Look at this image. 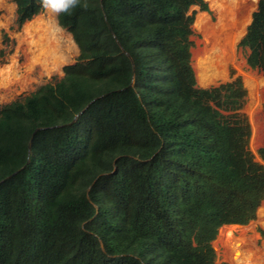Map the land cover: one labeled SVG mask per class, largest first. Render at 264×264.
Returning a JSON list of instances; mask_svg holds the SVG:
<instances>
[{"label":"trees","instance_id":"16d2710c","mask_svg":"<svg viewBox=\"0 0 264 264\" xmlns=\"http://www.w3.org/2000/svg\"><path fill=\"white\" fill-rule=\"evenodd\" d=\"M19 28L45 0H13ZM203 0H76L57 14L79 55L0 106V264H214L224 225L264 202L237 172L250 127L240 77L196 86ZM238 46L264 79V0ZM264 161V145L257 150Z\"/></svg>","mask_w":264,"mask_h":264},{"label":"rangeland","instance_id":"374dc122","mask_svg":"<svg viewBox=\"0 0 264 264\" xmlns=\"http://www.w3.org/2000/svg\"><path fill=\"white\" fill-rule=\"evenodd\" d=\"M203 1L206 3L208 12L201 11L198 6H192L188 11V14L193 15L192 35L190 36L192 42L190 49L191 66L196 86L199 88H209L231 81L236 77L241 78L246 95L240 112L246 117L250 127L248 148L237 155V172L244 177L252 172L264 171V161L257 155V150L264 145V79L261 73L248 68L245 62V53L238 46L246 27L250 23L251 14L257 7V0H245L247 21L242 34L234 42V59L224 67V77L206 85L199 82L195 66L198 58L202 57L207 51L205 50V48H208L207 40L204 33L194 27V19L198 13H204L207 20L210 23H214L215 17L207 1ZM48 10L52 11L50 17L52 23H54L56 36L62 49L63 60L58 66L48 64L44 68L41 60L36 56L35 48L32 44L33 41H36L37 35L30 34L26 27L35 20L46 21L49 17ZM57 14L58 12L45 6L39 14L18 28L15 24V3L13 0H0V106L23 98L35 92L39 87L59 80L63 76V67L74 63L77 59L79 50L71 35L59 26ZM221 46L222 49H225L224 56L228 57L229 49L223 47L222 43ZM247 76L253 78L257 83L253 95L250 94L246 84ZM262 209H264V202L257 209L255 218L246 225H224L219 228L217 236L212 242V247L215 251L214 264H231L225 251L221 233L229 232L233 238H237L242 228L247 237L254 238V248L262 250L264 228L260 222L259 215ZM258 264H264V257Z\"/></svg>","mask_w":264,"mask_h":264},{"label":"bare ground","instance_id":"6f19581e","mask_svg":"<svg viewBox=\"0 0 264 264\" xmlns=\"http://www.w3.org/2000/svg\"><path fill=\"white\" fill-rule=\"evenodd\" d=\"M206 1L214 14L215 22L210 23L204 13H198L194 19V27L203 32L207 40L208 48H205L207 51L198 58L195 66L199 82L205 85L224 77V67L234 59V42L242 34L247 21L245 0ZM51 12L48 10L49 17L46 21L35 20L26 27L30 34L37 35L36 41L32 44L44 68L48 64L58 66L63 60L62 49L50 17ZM221 43L223 47L229 49L228 57L224 56L225 49L221 48ZM246 84L250 94L253 95L257 87L256 81L247 76ZM259 215L264 228V209L260 210ZM221 234L231 264H258L262 261L264 240L262 250H258L254 248V238L247 237L242 228L237 238H233L229 232Z\"/></svg>","mask_w":264,"mask_h":264},{"label":"clouds","instance_id":"9594fccd","mask_svg":"<svg viewBox=\"0 0 264 264\" xmlns=\"http://www.w3.org/2000/svg\"><path fill=\"white\" fill-rule=\"evenodd\" d=\"M76 0H45L46 6L50 7L53 11L60 12L73 5Z\"/></svg>","mask_w":264,"mask_h":264}]
</instances>
